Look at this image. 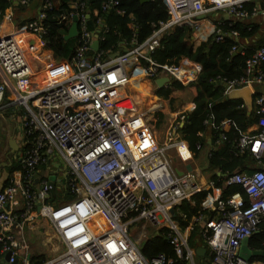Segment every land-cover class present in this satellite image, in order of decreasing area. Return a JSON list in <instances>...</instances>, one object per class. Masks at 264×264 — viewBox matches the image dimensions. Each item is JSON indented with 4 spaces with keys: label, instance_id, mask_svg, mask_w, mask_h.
Returning <instances> with one entry per match:
<instances>
[{
    "label": "built area",
    "instance_id": "obj_1",
    "mask_svg": "<svg viewBox=\"0 0 264 264\" xmlns=\"http://www.w3.org/2000/svg\"><path fill=\"white\" fill-rule=\"evenodd\" d=\"M250 1L257 0H169L168 19L155 25L144 42L133 39L132 47L116 58L110 52H93L85 2H74L63 19L77 16L82 22L79 45L63 63L48 55L44 64L49 78L51 68L67 73L42 88L33 87L34 69L24 47L32 52L40 44L46 47L43 20L52 0H45L38 18L26 26L32 41L22 45L16 36L0 38V121L11 114L19 137V168L0 192V251L9 255L8 264H196L189 237L198 228L208 248L203 264H257L244 261L240 249L264 222V122L258 135L243 134L236 143L239 154L252 153L261 166L251 174L231 175L226 183L241 185L244 193L225 198L216 181L205 187L199 173L179 175L174 170L169 153L176 149L192 155L187 143L173 137L157 142L134 98L121 92L130 83L165 76L182 84L195 82L197 65L160 64L152 53L166 34L177 26L194 25L201 14L222 11L239 21L249 15L264 17L259 7L247 11ZM118 6L119 0H105L102 10ZM215 32L216 41L224 39L221 29ZM230 37L236 42L232 51H237L239 33L232 31ZM263 64L264 47H259L246 61L245 75L228 81L229 88L264 83ZM255 104L256 116L264 121V95ZM179 128L177 124L174 130ZM221 137L226 139L224 133ZM203 191L208 193L202 209L188 219L180 206ZM177 215L187 222L185 228ZM39 218L49 223L62 250L38 263L29 256L18 263L20 251L27 247L25 232ZM141 221L156 227L153 235L168 230L166 239L175 257L144 256L132 233Z\"/></svg>",
    "mask_w": 264,
    "mask_h": 264
},
{
    "label": "trees",
    "instance_id": "obj_2",
    "mask_svg": "<svg viewBox=\"0 0 264 264\" xmlns=\"http://www.w3.org/2000/svg\"><path fill=\"white\" fill-rule=\"evenodd\" d=\"M34 0H28V5ZM79 0H59L53 2L52 9L46 10V17L43 20L46 27V48L48 52L59 59H71L81 35L76 38L66 40L65 35L69 31L68 21L63 17L71 12V4ZM85 2V14L90 18L86 19L85 25L88 31L95 33L101 30L100 50L104 52L116 53L125 52L132 47V40L137 39L139 43L148 39L154 26L169 17V0H119V6L104 12L102 10L105 0H81ZM27 4H19L15 13H22ZM11 7L10 0H0V19L4 18L6 10ZM264 9V0L250 1L245 4V8L251 14L256 8ZM97 11V14L94 11ZM212 15V14H211ZM33 20V19H32ZM16 23L24 24L16 19ZM216 29H221L224 39L216 41V32L200 46L194 48L192 43L194 32L197 30L193 25H182L166 34L160 47L153 53V58L160 64H178L181 60L191 61L200 69V74L196 82L198 94L194 100L195 108L188 115L181 131L184 139L189 144L191 152L198 156L205 145L203 132L207 130V125L212 121V142L220 145L215 149L209 158V172L211 179L216 181L218 186L223 187V195H228L240 191L242 186L231 184L224 186L223 183L235 173H253L246 166V162L253 160L249 153L238 154L236 143L248 126L257 122L255 112L250 115L241 99L227 98L226 89L221 82H228L241 78L245 73L246 61L253 54L256 47L264 46V20L249 17L243 21L228 19L218 25ZM79 30L82 31V22H79ZM232 31H237L241 38L253 40L257 34H262L256 43L245 49L244 52L234 54L232 49L236 45L234 39L230 37ZM264 68V64L262 65ZM59 68V67H57ZM64 72L67 73V70ZM183 87L179 81H173L168 89H160L158 95L169 98L171 89ZM230 119L234 125L228 133H224L226 139L221 137L222 132L218 128L220 123ZM16 165L9 169L10 173ZM220 173V175H218ZM208 191H203L192 199L185 201L180 210L191 219L202 209V202ZM180 224L187 226V222L177 215ZM167 229L161 230L157 235L151 236L143 245L142 253L147 259H152L160 254L168 257H175V252L166 239ZM250 246L253 249H264V222L260 225L259 231L250 239ZM255 260H264L257 257Z\"/></svg>",
    "mask_w": 264,
    "mask_h": 264
},
{
    "label": "crops",
    "instance_id": "obj_3",
    "mask_svg": "<svg viewBox=\"0 0 264 264\" xmlns=\"http://www.w3.org/2000/svg\"><path fill=\"white\" fill-rule=\"evenodd\" d=\"M10 1H11V7H9L6 10L4 18L2 20L0 19V38L12 36L11 34L18 33L24 30L27 36L23 44L25 45L26 42L32 41L34 38V36L26 30V26L28 25L29 22L32 21V19L34 20L38 18L39 13L41 11V7L45 0H34L29 5L27 4L25 10L22 11V13H15V11H13V10H17L19 4L21 3L23 4L22 0H10ZM53 1L54 3H57L59 0H53ZM94 13L97 14V11L95 10ZM211 14H206L208 16L204 20L197 19L195 24L193 25L197 27V30L194 32L193 40H192L194 48H197L198 46H200L202 42H206L215 33L216 27L222 24L224 20L231 19L227 15V13L222 12V11L213 12ZM87 15L89 14H85V16ZM18 17L20 18L21 21L24 22V24L19 26V24L16 23V19H18ZM256 18H259L260 20H264V17L262 16L255 17V19ZM86 19L88 18L86 17ZM66 21H68L67 24L69 25V27H71L73 23V18L70 19V17H68ZM98 31H100V37H99V43H100L101 30H98ZM263 33H264V29L262 31V34ZM94 34H93L92 43L95 41ZM262 34L261 33L257 34L255 39L246 40V41L244 38H241L239 36L237 51H233L234 54L235 55L238 54L241 48H243L242 52H244L246 48L255 44L256 40H258ZM24 48L26 51L28 47H24ZM39 48H41L43 52L47 51L46 57H48V55L51 57V59L54 57V59H56L55 60L56 62L63 63L69 60V59H59L55 57L54 55L48 52V49L46 47L44 48L39 47ZM258 48L259 47H256V49ZM30 53H32V50H30ZM29 54L26 53V55H29ZM39 62H41V65L37 63L36 67L34 66L33 68L36 70L41 68L39 70L42 73L38 77V80H39L38 82L40 84H37L35 88L45 87L48 81L58 80L61 77V73L59 72L61 68L59 69L55 67V68L49 69V74L51 76V78H49L46 75L47 73H45V70H47L48 67H46L45 64H42L43 61H39ZM183 62L194 64L193 62L186 61V60H181L178 64H182ZM127 70L128 71L132 70V67H128ZM168 78H170L171 81L165 83L163 87L161 88H159L156 85L155 83L156 81L153 82V81L146 80L140 85H135L136 83L135 84L130 83L128 86L124 87V89L121 91L123 94L129 93L134 98V100L137 101L139 105V111L141 113L144 112L147 125L151 129L153 137L159 143L160 142L165 143L170 137H172L171 132L180 131L181 134L183 135L181 129L184 126L185 121L188 118V115L195 108L194 100L198 94V90L196 86L192 84L194 82H192L191 84H182L181 82H179L183 87L172 88L169 98H164L158 95V92L160 89H168L169 85H171L173 81L178 82V80L172 79V77H168ZM221 84H223V86L228 85L227 82L225 83L221 82ZM130 88L133 89L134 91L132 92ZM243 88L229 89V90L225 88L227 98H229V95L234 90L239 91V90H243ZM249 88L251 89V92L253 93V108L251 112L254 113L256 109L255 107L256 98L259 95H264V83H260V84L254 83L252 87H249ZM239 99L243 101L244 103L243 107L247 109V113H248L247 102L243 98H239ZM173 103H176V105H174ZM180 107H182L181 110H179ZM10 116L11 114L8 113L6 117L0 121L1 122V125H0V150H1L0 151V163L2 159H6V160H3L4 161L3 163H7L8 158L10 157L9 152L12 153L11 143L14 145V142H12V138H14L15 141H18L17 139H19V137L16 136V134L18 133L16 131L15 121ZM181 116H184L185 119L182 120ZM261 119L263 118L257 117V122L248 126V128L245 130V132L242 133V135L243 134L252 135V136L258 135L261 132L262 123L264 122V121H261ZM177 124H179L180 128L179 130L175 131L174 128ZM2 125H4L5 127H2ZM233 125L234 123L230 119H226L220 123L218 128L220 129L222 133H228L232 129ZM157 127H158V130H157ZM212 128H213L212 121H210V123L207 125V130L203 132V139L205 141V145L201 149V152L198 156H195L193 152H191L192 155L190 156H184L180 152H178L176 149H172L169 153L171 157L172 167L179 175L189 173V172H197L201 175L200 181H201V184H203L205 187L206 185L208 186L209 181L212 180L211 179L212 175L209 172V158L212 152L215 149H218V147L220 146L218 144L217 145L213 144L212 142ZM183 141L187 143V141L184 139V135H183ZM187 145L189 147L188 143ZM176 152L178 153L179 156L188 157L189 161H187L186 163L178 162L174 156L175 154H177ZM13 154L17 156L16 152ZM249 154L253 156V160L247 161L246 166L250 170H252V172H254L256 169H258L259 166H261L262 162H260V160L255 158V156L252 153H249ZM14 165L16 166L14 170L10 173L9 169L12 168ZM18 168L19 166H18L17 161H13V165L11 167L6 168L8 170L9 178L3 181L2 185H0V192L4 188V186H6L9 183L10 178L14 176L13 172L18 170ZM4 169L5 168H3V170ZM218 175H220V173H218ZM226 181L223 183L225 187L228 186ZM32 225L33 227H29L25 232L26 233L25 240H26L27 247L20 251L19 256L17 257L18 263H22L23 259L27 256H29L30 259L34 260V263H38V262L43 261L46 258L56 256L58 252L62 250V245H61L60 240L55 235V233L53 232L52 228L50 227L49 223L46 220L39 218L30 226ZM16 237L18 238V241L23 242V237H21V235L18 232L16 233ZM189 238H190V244L195 249V253H196L195 263L203 264L202 257L208 254V248H207L206 238L202 232V229L198 228V229L192 230L190 232ZM146 241L140 238L139 244L143 247ZM201 248L206 249V252L203 256H200L197 254V250ZM250 248L252 250H257V249H253L251 246ZM257 251H264V249H260ZM257 257L264 258V256H257ZM257 257L252 258L250 261H248V263H257V264L264 263V260H258V261L255 260ZM0 264H8V261H6V256L3 255L1 251H0Z\"/></svg>",
    "mask_w": 264,
    "mask_h": 264
},
{
    "label": "water",
    "instance_id": "obj_4",
    "mask_svg": "<svg viewBox=\"0 0 264 264\" xmlns=\"http://www.w3.org/2000/svg\"><path fill=\"white\" fill-rule=\"evenodd\" d=\"M208 15L206 14H201L197 16L198 20H204L207 18ZM90 15H87V18H89ZM79 35V19L77 16L73 17V23L69 29V33L66 35V39H73L76 38ZM95 37V41L92 43L91 47L92 50L94 52H98L100 50V43H99V37H100V31H97L94 34ZM33 43H35V41H33ZM243 51V48H241L239 50V53ZM121 54V52H116L113 53L111 56L112 58H116L119 57ZM133 69V66H132ZM171 81L170 78L168 77H163V78H159L156 80V85L161 88L163 87V85L167 82ZM226 89H230L228 85H224ZM233 91V90H232ZM229 98L231 99H239V98H243L248 105V113L251 114L252 112V108H253V93L251 92V89L249 87H244L243 90H239V91H233L230 95ZM12 142H14V145L11 143V149H12V153H15L17 151H19V145L17 144V142L15 141L14 138H12ZM13 165V160L11 159V157L8 158L7 163H0V178L2 176V170L3 168H8L11 167ZM181 175V174H180ZM172 213L174 214V211H172ZM250 244V238H246L242 241V245H241V249H240V257L248 262L250 261L252 258L257 257V256H264V251H257V250H252L249 246ZM206 252L205 248H201L199 250H197V254L200 256H203ZM9 259V255L6 256V261H8Z\"/></svg>",
    "mask_w": 264,
    "mask_h": 264
},
{
    "label": "rangeland",
    "instance_id": "obj_5",
    "mask_svg": "<svg viewBox=\"0 0 264 264\" xmlns=\"http://www.w3.org/2000/svg\"><path fill=\"white\" fill-rule=\"evenodd\" d=\"M41 44L38 46L40 47ZM26 53H30V49H26ZM47 56V51H44L39 48L37 50H34L32 53H30L29 55H27V58L29 59V62L30 64L33 66L36 67L37 63L41 65V62L39 61H43L42 64H44V62H47L49 61V59L46 57ZM53 60H56L54 59L53 57ZM41 69V68H39ZM39 69H34V78H33V87H36L37 84H40L38 81V77L40 76V74H42L40 72ZM135 84V83H134ZM137 84V83H136ZM135 84V85H136ZM39 88H42V87H39ZM131 89V88H130ZM132 92L134 91L133 89H131ZM136 94V93H135ZM136 102V105L139 109V105L137 103V101L135 100ZM174 105H176V103H173ZM182 107L179 108V110H181ZM0 125H1V122H0ZM2 127H5L4 125H2ZM157 130H158V127H157ZM16 136L18 137V134H16ZM171 136L173 137L174 141L175 142H178V141H183V135L181 134V132H171ZM168 138V137H167ZM166 138V139H167ZM165 142V141H164ZM161 144L163 142H160ZM1 151V150H0ZM177 153V152H176ZM9 155L11 157V159L13 161H17V156L11 152H9ZM176 160L178 162H187L189 161L188 157H182V156H179L178 153L174 155ZM3 160H6V159H2L1 162H4ZM9 178V174H8V170L5 168L3 171H2V176L0 178V185H2L3 181L7 180ZM156 227L150 225L149 223L145 222V221H141L140 223H138L137 225H135L132 229V233H133V238L135 240H138L141 238V239H144L145 241L147 240V238H150L151 236H153V234L156 232ZM147 236V237H146Z\"/></svg>",
    "mask_w": 264,
    "mask_h": 264
},
{
    "label": "bare ground",
    "instance_id": "obj_6",
    "mask_svg": "<svg viewBox=\"0 0 264 264\" xmlns=\"http://www.w3.org/2000/svg\"><path fill=\"white\" fill-rule=\"evenodd\" d=\"M11 35L19 37V40L22 42V45L24 44V41L26 40V37H27L25 32H24V30H22L21 32H18V33L11 34ZM59 72L61 73V77L59 79H62L63 74L66 73V72H63L62 69L59 70Z\"/></svg>",
    "mask_w": 264,
    "mask_h": 264
}]
</instances>
